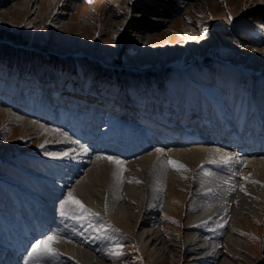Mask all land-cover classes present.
I'll return each mask as SVG.
<instances>
[{
	"label": "rangeland",
	"instance_id": "1",
	"mask_svg": "<svg viewBox=\"0 0 264 264\" xmlns=\"http://www.w3.org/2000/svg\"><path fill=\"white\" fill-rule=\"evenodd\" d=\"M25 1L0 0L1 100H18L22 93L32 107V101L50 99L58 113H76L79 108L73 101H78L85 114H91L90 107L98 102L101 112L107 105L112 109L104 119H132L129 123L139 112L164 117L172 115L174 107L182 112L181 105L190 101L194 116L203 120L219 106L234 127L247 123L253 132L264 128V0H200L188 9L180 8L177 0H126L124 5L73 0L59 19L52 14L53 0L28 6ZM159 14L168 22L150 23V17ZM126 126L123 122L125 131ZM35 149L36 143L20 137L17 126L0 123V227L10 222L15 229L21 219H31L33 208L25 205L32 206L35 199L17 197L18 208L8 187L15 185L12 172L18 171V162L38 158ZM180 194L186 195V188ZM176 200V211L160 210L158 216L166 243L178 246L190 237L192 219L185 213L191 202ZM9 210L20 216L8 217ZM252 219L255 224L243 237L254 248L232 257L236 264H264V214L259 210ZM113 232L109 246L118 264L192 262L189 253L155 258L122 226Z\"/></svg>",
	"mask_w": 264,
	"mask_h": 264
},
{
	"label": "bare ground",
	"instance_id": "2",
	"mask_svg": "<svg viewBox=\"0 0 264 264\" xmlns=\"http://www.w3.org/2000/svg\"><path fill=\"white\" fill-rule=\"evenodd\" d=\"M37 1L26 0L24 5ZM72 1L53 0L54 18L59 19L72 7ZM114 1L126 4V0ZM197 1L176 2L188 9ZM155 22L163 26L168 20L164 15H152L150 23ZM142 39L147 42V37ZM261 50L264 52V43ZM10 100L0 98V123L17 126L20 137L34 141L38 158L18 162V171L12 172L15 185L8 188L16 207L20 208L17 197L21 201L34 198L35 203L25 205L33 208L31 219H21L15 229L10 222L0 227V264H118L109 246L115 226L125 228L158 259L189 253L191 264H236L234 258L243 255L242 249L254 248L243 234L253 228V214L258 215L259 210L264 214V149L254 148L260 142L264 145V139L257 138L245 152L239 150L233 144V135L224 136L217 130L224 127L221 120L228 122L221 107L216 106L212 113L221 120L211 127L198 128L201 118L194 116L188 101L181 107L190 109L181 112L174 107L172 115L166 117L154 111L145 115L139 112L132 123L129 118L123 120L125 131L123 122L103 118L113 112L109 105L103 107L105 113L101 112L98 102L90 107L91 114H85L81 112L83 102L78 101H73L79 108L76 113H58L49 104L50 99L44 103L32 101V107L22 93L18 100ZM183 120L191 132L177 129ZM252 129L245 134L257 136ZM84 148L88 151H82ZM32 188L39 191L33 193ZM181 188H186V195L180 194ZM69 193L83 208L68 201ZM176 198L191 202L185 213L192 219L190 237L178 246L166 243L163 220L158 216L160 210L176 211L180 205ZM9 213L11 218L20 216L18 212L15 217L12 211ZM48 236L53 239L46 240ZM39 240H44L42 249L50 247L55 254L33 253L32 246ZM231 250L234 252L229 254Z\"/></svg>",
	"mask_w": 264,
	"mask_h": 264
},
{
	"label": "snow or ice",
	"instance_id": "3",
	"mask_svg": "<svg viewBox=\"0 0 264 264\" xmlns=\"http://www.w3.org/2000/svg\"><path fill=\"white\" fill-rule=\"evenodd\" d=\"M201 35H202V37H203V33H202ZM82 151L87 152L88 149H87V148H84V149H82ZM157 151H160V150L158 149ZM64 155H67V153H64ZM100 158H101V157H98V159H100ZM103 158H104V159H108V160H110V161H112L113 163H116V164H120V163H121V161H119V160H113L112 157H103ZM224 162L227 163L228 161L225 160ZM176 167H178V168H183L184 166H183V165H176ZM137 182H138V181H137ZM68 201H71L72 203L77 204V205H79L81 208H83V205H81L79 201L73 199V197H72V193H69V194H68ZM45 239H46V240H51V239H53V237L48 236V237H46ZM43 245H44V240H39V241H37V242L32 246V247H33V253H38V252L43 251L44 253H47V254H53V255L55 254L54 249H52V248H50V247H48V248H43V249H42V246H43ZM116 255H118V253H116Z\"/></svg>",
	"mask_w": 264,
	"mask_h": 264
}]
</instances>
